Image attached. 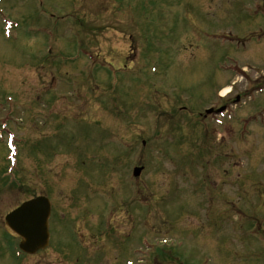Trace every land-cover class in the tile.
<instances>
[{
    "label": "rangeland",
    "instance_id": "1",
    "mask_svg": "<svg viewBox=\"0 0 264 264\" xmlns=\"http://www.w3.org/2000/svg\"><path fill=\"white\" fill-rule=\"evenodd\" d=\"M258 2L0 0V264L264 262ZM40 195L50 244L18 256L5 216Z\"/></svg>",
    "mask_w": 264,
    "mask_h": 264
},
{
    "label": "water",
    "instance_id": "2",
    "mask_svg": "<svg viewBox=\"0 0 264 264\" xmlns=\"http://www.w3.org/2000/svg\"><path fill=\"white\" fill-rule=\"evenodd\" d=\"M143 167L134 169V176L138 177ZM51 203L46 197H37L25 202L7 215V224L23 238L21 248L28 253L45 248L49 242L48 219Z\"/></svg>",
    "mask_w": 264,
    "mask_h": 264
},
{
    "label": "bare ground",
    "instance_id": "3",
    "mask_svg": "<svg viewBox=\"0 0 264 264\" xmlns=\"http://www.w3.org/2000/svg\"><path fill=\"white\" fill-rule=\"evenodd\" d=\"M230 90H231L230 87H227V88L223 89L222 94L227 95L230 92Z\"/></svg>",
    "mask_w": 264,
    "mask_h": 264
},
{
    "label": "flooded vegetation",
    "instance_id": "4",
    "mask_svg": "<svg viewBox=\"0 0 264 264\" xmlns=\"http://www.w3.org/2000/svg\"><path fill=\"white\" fill-rule=\"evenodd\" d=\"M253 264V263H252ZM258 264H260V263H258ZM261 264H264V262H262Z\"/></svg>",
    "mask_w": 264,
    "mask_h": 264
}]
</instances>
